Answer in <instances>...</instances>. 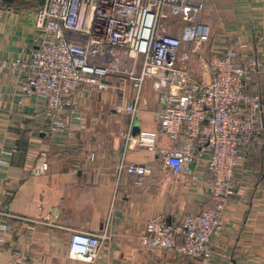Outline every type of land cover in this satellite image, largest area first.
<instances>
[{"label":"crops","instance_id":"crops-1","mask_svg":"<svg viewBox=\"0 0 264 264\" xmlns=\"http://www.w3.org/2000/svg\"><path fill=\"white\" fill-rule=\"evenodd\" d=\"M200 21L211 27V37L202 45L203 57L194 54L189 63L190 72L198 81L211 80L208 61L226 47L240 51L239 46L245 45L250 56L262 60L264 0H205ZM34 37L33 14L3 4L0 148L17 150L13 156H3L9 164H0V211L16 216H0V222L8 225L3 233L6 242L0 245V264H5L15 249L30 264H88L69 257L72 232L98 234L107 228L111 238L94 264H201L173 249L149 251L140 238L153 218L161 217L166 224L176 225L187 214L216 206L218 199L210 187L214 174L206 166L209 150L197 143L193 169L190 164L176 173L165 164L162 152L181 147L185 134L182 130L172 139L155 122L151 108L157 107V95L152 81L145 90L150 109L139 115L132 135L135 136V126L140 131L157 132L155 152L134 141L129 143L128 115L124 114L119 123L105 116L90 118L92 114H103L106 102L94 101L89 114L83 107V122L72 121L68 135L50 133L43 99L24 94L22 71L12 72L2 66L3 60L26 56ZM122 81L116 78L114 83L119 86ZM248 90L261 94L264 108V71L255 75ZM120 92H125L123 103L134 96L130 85ZM115 93L119 94V90ZM93 95L91 100L100 94ZM105 95L108 98L109 93ZM88 96L89 92L83 89L80 97L84 102ZM100 142L105 143V150L91 160L90 150ZM255 143L244 165L236 169V186L243 194L225 203L223 232L213 239L214 253L207 264H264V137ZM43 157L49 170L36 174V165ZM122 159L127 165H146L152 174L137 186L136 175L124 170L118 176Z\"/></svg>","mask_w":264,"mask_h":264},{"label":"built area","instance_id":"built-area-1","mask_svg":"<svg viewBox=\"0 0 264 264\" xmlns=\"http://www.w3.org/2000/svg\"><path fill=\"white\" fill-rule=\"evenodd\" d=\"M35 1L33 46L26 56L3 60L2 66L22 71L24 94L43 99L50 133L66 136L72 121L83 122V89L102 96L124 92L113 80L119 76L134 91L129 102L117 106L118 112L130 117L126 133L130 144L157 150V132L132 135L139 115L150 109L145 89L152 81L157 95V107L151 108L155 122L172 139L182 130L185 134L181 147L162 152L165 164L178 173L196 160L197 143L209 150L206 166L214 174L210 187L218 199L216 206L187 214L176 225L153 218L140 238L149 251L173 249L207 264L214 253L213 239L223 232L225 203L243 194L236 186V169L244 165L254 140L264 132L263 99L248 90L254 76L264 71V56L262 60L250 56L245 45L239 46L240 51L226 47L208 61L211 80L198 81L189 63L194 54L203 57L202 45L211 37V27L200 21L205 0ZM16 150L0 148V164H9L3 156H13ZM48 170L43 157L34 173ZM124 170L138 177L137 186L152 174L146 165H127L122 159L118 176ZM0 216L16 217L5 211ZM7 230V222H0V245L6 242ZM110 238L109 228L98 234L74 231L69 257L94 264ZM5 264L30 263L15 249Z\"/></svg>","mask_w":264,"mask_h":264},{"label":"rangeland","instance_id":"rangeland-1","mask_svg":"<svg viewBox=\"0 0 264 264\" xmlns=\"http://www.w3.org/2000/svg\"><path fill=\"white\" fill-rule=\"evenodd\" d=\"M3 4L6 7L24 8L30 14H33L34 11L36 10L37 6H38V2L35 1V0H3ZM177 32H179V30ZM116 78H119V76L115 77L113 80L115 81ZM122 82H123V85H122ZM122 82L119 85H121L122 87L124 86L125 89H126V86L127 85H130L129 82H126L124 80ZM152 87H153V85H152ZM88 92H89V96H88L89 98H88L87 102H84L82 100V98L80 97V103H81L82 107H84V109L88 112L87 114L91 113L90 112V109H91V107H93L94 101L95 102H106L107 103L106 107L104 108L103 114L100 112V115H102V116H100L99 113H97V115L92 114L90 116V118H95L94 116H96L99 119V118L105 116V117L110 118V119L113 118L114 119V122H118L119 123V120H121L124 117V114H126L125 112H118L117 111V106L121 102L122 103L125 102L124 101V98L126 97V96H124L125 95V92L124 93L119 92V94H117V93H110L109 92L108 98H107L106 95L104 97V96H102L100 94V95H98V97L96 96L97 99L93 98L92 100H91V97H94L93 94H94L95 91H88ZM122 94H124V95H122ZM110 97H114L116 99H112ZM115 111L117 113H114ZM136 127L137 126H135V128ZM104 148H105V143L104 142H100V143L96 144L90 150V153H89V157L91 158V160H96L98 158V156H99V153H103L104 152V150H105Z\"/></svg>","mask_w":264,"mask_h":264},{"label":"trees","instance_id":"trees-1","mask_svg":"<svg viewBox=\"0 0 264 264\" xmlns=\"http://www.w3.org/2000/svg\"><path fill=\"white\" fill-rule=\"evenodd\" d=\"M254 78H255V76H254ZM253 81H254V79H253ZM253 81H252V83H253ZM252 83H251V84H252ZM251 84L249 85V88H250ZM249 88H248V89H249ZM256 93H257V92H256ZM258 94H260V93H258ZM260 95H261V94H260ZM261 97H262V96H261ZM263 137H264V132L261 133L260 135H258L257 138H259V139L261 140ZM259 139H258V140H259ZM258 140H257V139L254 140V143H255V141H258ZM254 143H253V144H254ZM255 144H256V143H255ZM255 144H254V145H255ZM254 145H252V147H253Z\"/></svg>","mask_w":264,"mask_h":264},{"label":"water","instance_id":"water-1","mask_svg":"<svg viewBox=\"0 0 264 264\" xmlns=\"http://www.w3.org/2000/svg\"><path fill=\"white\" fill-rule=\"evenodd\" d=\"M140 131V129L138 128V127H136L135 129H134V134L136 135L138 132ZM195 163L193 162L192 164H191V168L193 169V168H195Z\"/></svg>","mask_w":264,"mask_h":264},{"label":"bare ground","instance_id":"bare-ground-1","mask_svg":"<svg viewBox=\"0 0 264 264\" xmlns=\"http://www.w3.org/2000/svg\"><path fill=\"white\" fill-rule=\"evenodd\" d=\"M145 35H146V33H145Z\"/></svg>","mask_w":264,"mask_h":264}]
</instances>
